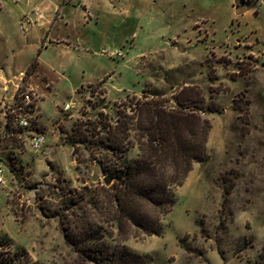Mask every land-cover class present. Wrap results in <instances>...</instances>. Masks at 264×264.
Segmentation results:
<instances>
[{"label": "rangeland", "instance_id": "obj_1", "mask_svg": "<svg viewBox=\"0 0 264 264\" xmlns=\"http://www.w3.org/2000/svg\"><path fill=\"white\" fill-rule=\"evenodd\" d=\"M0 77L8 96L16 83L37 89L47 134L38 151L26 131L4 140L0 87V264L22 253L92 264L66 244L62 222L93 211L104 154L95 144L74 154L66 133L99 127L100 114L111 123L144 90L172 100L183 87L211 123L208 158L176 190L162 236L125 244L153 264H264V0H0Z\"/></svg>", "mask_w": 264, "mask_h": 264}, {"label": "trees", "instance_id": "obj_2", "mask_svg": "<svg viewBox=\"0 0 264 264\" xmlns=\"http://www.w3.org/2000/svg\"><path fill=\"white\" fill-rule=\"evenodd\" d=\"M192 93L194 89L183 87L169 100L144 90L140 98L119 106L111 123L100 114L99 127L77 123L66 133L74 154L78 145L95 144L101 150L100 169L112 180L88 202L94 213L86 205L81 213H72L67 225L61 221L66 244L92 264L154 263L152 255L136 253L125 242L162 236L176 190L194 164L208 158L211 123ZM133 150L136 155L129 156ZM26 256L22 253L9 264H36Z\"/></svg>", "mask_w": 264, "mask_h": 264}, {"label": "built area", "instance_id": "obj_3", "mask_svg": "<svg viewBox=\"0 0 264 264\" xmlns=\"http://www.w3.org/2000/svg\"><path fill=\"white\" fill-rule=\"evenodd\" d=\"M40 16V14H37ZM101 55L120 56L119 53H109L106 49ZM37 89L34 87H23L20 84L11 103L6 105L3 139L9 141L22 130L30 134L29 142L33 151L40 150L47 142V134L38 131L39 105ZM74 107V103H68L64 110L68 111ZM19 134V133H18ZM20 135V134H19ZM4 170L0 168V183L4 182Z\"/></svg>", "mask_w": 264, "mask_h": 264}, {"label": "crops", "instance_id": "obj_4", "mask_svg": "<svg viewBox=\"0 0 264 264\" xmlns=\"http://www.w3.org/2000/svg\"><path fill=\"white\" fill-rule=\"evenodd\" d=\"M52 6H53V3H47L45 6H43L44 7V9L45 10H47V11H51L53 8H52ZM59 6H57V5H55V9H57ZM61 9V8H60ZM44 10H42V9H37V11L34 13V16L36 15V18H38L39 20L42 18V12H43ZM37 14H40V16H38ZM63 38H57V40H55V41H53V42H51V46H58V47H60V45H62L63 44ZM21 75H22V73H21ZM0 79L3 81L2 83H4V84H0V87L2 88V90L5 92V94H6V97H5V99L6 100H8L7 101V103H6V105L8 104V103H11L12 102V100H13V98H14V96H15V94H16V92H17V90H18V87H19V85L21 84V83H16L14 86H15V88H14V90H13V92H12V94L10 95V96H8L9 95V93H10V88H9V83H11V80L10 79H8L7 81H9L8 83H6V80H4V79H2V77H0ZM0 80V81H1ZM13 82V81H12ZM14 83V82H13Z\"/></svg>", "mask_w": 264, "mask_h": 264}, {"label": "water", "instance_id": "obj_5", "mask_svg": "<svg viewBox=\"0 0 264 264\" xmlns=\"http://www.w3.org/2000/svg\"><path fill=\"white\" fill-rule=\"evenodd\" d=\"M112 182V180L108 177L105 178V184L106 185H110V183Z\"/></svg>", "mask_w": 264, "mask_h": 264}]
</instances>
